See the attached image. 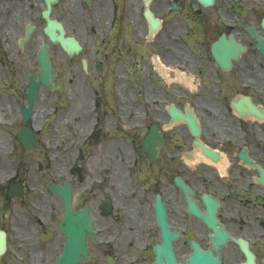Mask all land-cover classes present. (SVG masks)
<instances>
[{
    "label": "flooded vegetation",
    "instance_id": "obj_1",
    "mask_svg": "<svg viewBox=\"0 0 264 264\" xmlns=\"http://www.w3.org/2000/svg\"><path fill=\"white\" fill-rule=\"evenodd\" d=\"M25 1L36 0H0V68L5 70L8 82L11 79L18 88L13 97L14 110H9L18 117L12 126L17 130L21 129V81L30 74L23 71V66L35 65L39 47L33 34L21 45L26 9L34 17L33 32L39 17L38 9ZM173 1L178 4L173 16L177 24L170 35L179 37L180 43L189 44L191 40L194 45L179 47L178 51L188 57L169 54L163 58L193 73L178 88L179 108L185 113L187 104L192 106L200 122V143H193L188 126L180 122L173 127L176 131L166 133L165 128H159L160 146L141 151L143 136L154 121L152 117L147 120L148 112L133 109L128 116L130 140L105 144L99 161L94 162L100 170L97 184H91L88 174L87 166L92 161L88 147L73 153V160L66 166L73 209L93 203L103 222L111 224L93 225L95 239L87 236L89 259L82 264H153V246L160 242V230L154 222L156 194L171 231L178 235L172 243L178 264H188L193 252V264H264V0H214L209 6L200 0H164V4L170 7ZM81 3L87 6L83 0ZM187 28L188 39L181 36ZM115 32L108 38L113 49L119 39ZM229 34L244 49L224 69L213 58L210 47L222 35L228 39ZM234 98L250 101L253 109L244 102V112L239 114L230 105ZM99 131L101 140L103 133ZM88 138L84 141L92 143ZM38 140L35 129V149ZM46 166L54 169L53 162ZM15 168L14 181L23 184L21 207L28 197V202L35 204L22 166ZM63 179L54 173L46 181L58 188ZM45 192L61 205L55 191ZM107 198L112 215H102L98 209ZM191 205L196 212L191 211ZM56 215L52 211V217ZM35 240L34 249V240L21 241L25 251L33 250L36 255L34 260L21 256V264H54L63 235L58 232L49 243Z\"/></svg>",
    "mask_w": 264,
    "mask_h": 264
},
{
    "label": "rangeland",
    "instance_id": "obj_2",
    "mask_svg": "<svg viewBox=\"0 0 264 264\" xmlns=\"http://www.w3.org/2000/svg\"><path fill=\"white\" fill-rule=\"evenodd\" d=\"M73 1L80 8V16H82L80 22L66 18L67 8L64 4ZM104 1L108 5L105 13L101 7ZM36 2L39 3V1H35V6L39 8ZM109 2L110 0H97V5L94 4V7L87 9V7L81 6L78 0H60L53 7V15L57 19L63 20L67 34L76 35L84 48L81 53L69 58L59 50L58 46H52V66L61 83V88L58 91L41 89L35 101L34 112L37 110V114L36 116L33 115V119L37 117L35 124L42 126V129L38 133L39 145L32 154H24L20 151L18 144L15 143L14 130L10 126V121L17 119L16 115L13 116L7 110L8 107L14 110L12 95L16 93V85L10 87L7 82L1 83L0 112L4 111L5 114L0 116L2 120L0 121V134L5 135L7 139V150L4 151L0 146V229L7 232V250L5 255L0 258V264L22 263L21 256L25 255V245H22L21 241L24 239L34 240L32 243L34 249L36 238L40 244L49 243L58 234L55 223L48 220L46 213L50 208L57 209L59 213V205L52 200L54 206H51L49 195L43 192L41 183L43 180L51 178L54 173L59 178L66 176V166L72 161V149L76 152L77 147H88L92 159L91 164L87 166L88 174L90 181L92 180L91 183L97 184L98 181L94 178L98 177L100 170L94 162L99 161L102 151L99 148L114 138L120 141L122 139V141H128L130 138L129 130L126 132L123 127L127 124L125 119L128 111L131 109L141 111L149 107L154 120L159 123L164 122L165 115L158 117V111L164 113L161 105L164 106L168 102L177 103L180 98L176 89L179 87L181 74L186 73L187 77H191L185 69L179 68L180 66L175 69L159 58V56H169L167 51L171 48L166 44L167 42L183 47L175 36L170 35L177 23L173 21V18L165 16L166 12L163 7L166 5L162 4L160 0L151 1L150 8L157 17L163 16L165 24L154 40L149 42L144 37L146 23L142 17L143 0H116L119 21L115 27L109 25V10L111 8ZM30 3L29 1L28 4ZM26 15H29L30 19L25 20V22H30L33 19L32 11L26 9ZM37 24L41 25L40 27L44 25L40 19H38ZM89 28L91 31L88 30ZM126 29L129 33L125 31ZM116 30L115 34L119 38L117 43L122 41L126 45L121 43L120 53L115 51L114 54L111 53L107 56L105 62L99 63L98 60L101 62L104 60V54H101V51L103 49L111 50L107 47L110 43L108 38H111ZM37 34L39 36L35 37V41L38 43V38L41 35L40 33ZM127 34L130 35V39L125 37ZM173 56L175 54H172ZM82 59L86 61V70L82 69ZM23 67L24 72L36 68L29 63ZM73 82L78 83V85L81 84L84 98L83 103H81V110L78 114L71 116L75 104V99L70 95V89L74 87ZM91 90L99 93L96 95L99 104L95 109L89 104L90 98L93 97ZM145 96H147V100ZM4 101H7L8 107ZM103 109L109 112H102ZM82 110H85L86 113L83 114ZM96 116H100L97 126L102 128L103 136L98 143L84 144L83 137L88 126L92 123L89 121L93 120L94 122ZM58 125L61 126L60 135H58ZM68 125L71 127L69 131L66 129ZM176 136L177 133L172 135V139L174 140ZM62 137L63 140H61ZM53 143L56 144L54 148L51 146ZM46 160L53 161L54 169L49 167L38 170L37 162L40 161L45 164ZM18 161H22V174L25 175L26 173L30 184L34 186L35 190H32L30 197L35 204L21 207V203H13L10 207L4 206L1 188L7 175L11 172L10 167L13 164L16 165ZM96 193L97 191H95ZM89 206L94 225H103L104 222L94 209L93 203H90ZM33 214L36 215L33 216L34 219L39 217L42 220L41 225H35L33 221H28L27 218ZM30 252L27 253L29 259L32 255L36 258L33 250Z\"/></svg>",
    "mask_w": 264,
    "mask_h": 264
},
{
    "label": "water",
    "instance_id": "obj_3",
    "mask_svg": "<svg viewBox=\"0 0 264 264\" xmlns=\"http://www.w3.org/2000/svg\"><path fill=\"white\" fill-rule=\"evenodd\" d=\"M56 0H45L46 9L42 11V15L46 20V26L44 27V32L48 35L49 39L53 42H59L62 47L68 52L79 50L80 46L78 42L72 37H64V30L61 23L56 20L49 19V12L51 8V2ZM211 0H203L204 3H209ZM148 5V2H145V6ZM144 17L150 23L151 30H154L158 27L159 21L155 19L148 8L143 12ZM27 32L31 30V27L27 28ZM55 29H58L59 34H55ZM217 46L213 47V54L216 55ZM39 63L40 71L38 72V81H32L29 84V92L27 93L29 104L32 102L36 90L40 83L46 87L53 88L51 83L52 71L50 63L47 57V47L43 45L42 50L39 53ZM219 60V58H218ZM220 61V60H219ZM233 105H235L233 103ZM235 108H239L238 104ZM172 118L177 119V117L184 118L191 128V132L196 134L198 132L197 123L195 118L188 113L183 116L177 111L173 106L169 108ZM147 142V137L144 141V144ZM21 143L25 150L29 151L33 146V140L30 134L25 131H21ZM59 194L61 195L64 202V215L63 220L58 222V227L65 234V244L62 250V253L57 257L56 264H77L80 260V257H87V248L85 244V233H92L91 220L89 217V212L87 207H84L82 210L73 213L71 210V192L69 186L65 184L64 188L58 189ZM155 213L158 219V225L162 228L163 233V242L161 246H155L157 250V264H159L160 259L164 258V261L167 262V259H171V254L169 250L168 242V233L167 227L164 222L162 211L159 206V203H155ZM159 248V250H158ZM5 250V234L3 231H0V254Z\"/></svg>",
    "mask_w": 264,
    "mask_h": 264
},
{
    "label": "bare ground",
    "instance_id": "obj_4",
    "mask_svg": "<svg viewBox=\"0 0 264 264\" xmlns=\"http://www.w3.org/2000/svg\"><path fill=\"white\" fill-rule=\"evenodd\" d=\"M64 6L67 8V17L68 18L74 19V20H80V16H79V12H78V6L76 5V3L67 2ZM104 6L106 8L108 6L107 3ZM105 11H106V9H104V12ZM71 93H74V94L77 93V95H79L77 100H76V97L74 96L75 104H74V107L72 109L73 110L72 114L74 116V115L78 114V112L82 108L81 103H83L84 93L80 90L79 87H75L74 90L72 89ZM89 104H91V100L89 101ZM82 113L84 114V113H86V111L82 110ZM91 122H92V120L89 121V123H91ZM0 145L4 150L6 149L7 141H6V137L3 134H0Z\"/></svg>",
    "mask_w": 264,
    "mask_h": 264
}]
</instances>
